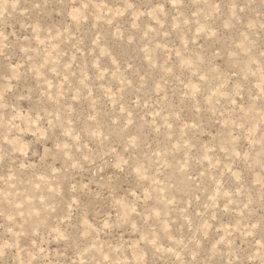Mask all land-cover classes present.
Listing matches in <instances>:
<instances>
[{"label": "rangeland", "instance_id": "374dc122", "mask_svg": "<svg viewBox=\"0 0 264 264\" xmlns=\"http://www.w3.org/2000/svg\"><path fill=\"white\" fill-rule=\"evenodd\" d=\"M0 264H264V0H0Z\"/></svg>", "mask_w": 264, "mask_h": 264}]
</instances>
